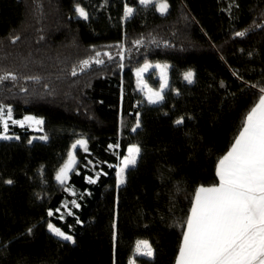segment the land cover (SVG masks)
<instances>
[{"label": "trees", "instance_id": "1", "mask_svg": "<svg viewBox=\"0 0 264 264\" xmlns=\"http://www.w3.org/2000/svg\"><path fill=\"white\" fill-rule=\"evenodd\" d=\"M163 1L162 14L140 0H0V74L16 76L0 83V104L15 120H44L38 134L10 124L13 138L0 139V264H175L197 188L219 183L218 161L264 87V0ZM96 52L104 63L94 62ZM146 60L169 64L165 94L183 102L182 112L150 103L138 88ZM155 74L146 79L158 88ZM81 137L87 151L75 149L61 185L56 174ZM132 144L141 153L118 186ZM139 240L153 256L136 254Z\"/></svg>", "mask_w": 264, "mask_h": 264}, {"label": "snow or ice", "instance_id": "2", "mask_svg": "<svg viewBox=\"0 0 264 264\" xmlns=\"http://www.w3.org/2000/svg\"><path fill=\"white\" fill-rule=\"evenodd\" d=\"M151 2L152 0H140L143 5ZM167 8L166 2L158 5V10L162 14L167 11ZM75 12L79 17L88 19V13L83 7L76 5ZM132 13L131 7L125 8V17ZM235 35L243 37L245 32H236ZM135 43L140 44L141 41L137 40ZM104 55L109 54L104 53ZM100 56V52L95 53L96 64L104 63L102 59H99ZM88 64L89 60L81 62L83 67ZM148 67L149 65L146 64L143 69L138 70L137 76L139 77ZM72 74H76L75 70ZM193 78V71L184 73V79L189 83L193 81ZM9 79L15 80L16 76L10 72L0 74V83ZM165 86L166 80L160 86L161 91L148 90L147 98L150 103H157L163 99L161 92ZM259 92L258 102L247 112L241 130L235 137L230 150L218 161L216 168L218 185L200 186L195 193L190 215L185 221L186 230L182 235V243L175 264H264V87H260ZM9 122L21 127L25 124L34 125L41 130L44 124L43 119L35 116H25L22 120H15L12 118V108L0 104V125L3 126L4 133L8 131ZM175 123L182 124L183 118L176 120ZM136 127H140L139 119H137ZM12 138L7 134L0 135V139ZM15 138L19 139V137ZM39 139L47 140V136H41ZM78 145L87 151L86 140H77L72 145V149H76ZM140 153L141 148L138 145H132L127 149V155L121 160L116 173L118 186L126 182L125 172L129 167L137 164ZM75 164V155L70 151L67 162L59 169L55 177L61 185L66 184ZM98 177L99 174L97 179ZM86 179L89 183L96 182V179L91 177ZM5 183L12 184L13 181L9 179ZM65 191H71V189L65 188ZM72 194L75 195L74 192ZM71 203L75 208L80 207L75 200ZM63 207L67 208L68 205L64 204ZM56 211L59 212L60 209ZM48 215L52 216L53 212L50 210ZM68 215H72L70 210ZM63 218L61 215L60 219ZM77 223H80L78 219ZM47 228L60 239L75 243L72 235L65 233L51 222L47 224ZM27 231L30 234L32 228H28ZM113 240L115 241V234ZM136 250L137 253L148 257L153 255V250L146 241L138 242ZM113 264H115V258Z\"/></svg>", "mask_w": 264, "mask_h": 264}, {"label": "rangeland", "instance_id": "3", "mask_svg": "<svg viewBox=\"0 0 264 264\" xmlns=\"http://www.w3.org/2000/svg\"><path fill=\"white\" fill-rule=\"evenodd\" d=\"M153 2H155L156 4H157V6L159 5V3H161V2H165V1H163V0H152V2L151 3H153ZM129 7V6H128ZM132 8V7H131ZM133 9V8H132ZM149 65V67L147 68V70L146 71H143V72H141V74H140V76L138 77L137 76V71L138 70H140V69H143L144 68V66L145 65ZM156 65H160V67H156ZM166 66V67H165ZM169 64L168 63H164V62H154V61H150V60H146L140 67H138L137 69H136V77H137V86H138V88L144 93V95H145V97L147 98L148 97V90L149 89H151L152 91H161V84L162 83H164L165 82V80H166V86L163 88V90H162V92H161V94H162V96H163V99L162 100H160V101H158L157 103H159V104H161L162 105V107H163V109L165 110V111H167V112H182L183 110H184V107H183V102L182 101H180L179 99H177L176 97H174V96H169V95H166L165 94V90L167 89V87H168V84H169ZM152 69H155L156 70V76H158L159 78H160V86L158 87V88H154V87H152L151 85H150V83L147 81V79H146V75H147V73H149ZM189 71V70H188ZM162 73H163V75H162ZM193 80H194V78H193ZM148 99V98H147ZM189 112L191 113L190 115H189V120H191V122L192 121H196V117H195V114H194V112H193V109H190L189 110ZM25 116H35V115H33V114H27V115H25ZM24 116V117H25ZM36 118H39V119H42L41 117H38V116H35ZM13 118V117H12ZM14 119V118H13ZM10 124H12L11 122H9V125ZM24 126H26V127H28V129L29 130H32V131H34V132H41V128H38V127H36V126H28L27 124H25ZM43 126V125H42ZM3 134H7V135H9V136H11L12 137V134L9 132V127H8V131H7V133H4V131L0 134V135H3ZM38 134V133H37ZM79 139H84L85 140V138H83V137H81V138H78L77 140H79ZM76 140V141H77ZM75 141V142H76ZM74 142V143H75ZM133 145H135V144H133ZM79 146V145H78ZM77 146V147H78ZM132 146V145H131ZM76 147V148H77ZM70 151H72L73 153H74V155H75V149H70ZM127 155V154H126ZM75 158H76V156H75ZM67 160H68V158H67ZM67 160H66V162H67ZM65 162V163H66ZM64 163V164H65ZM63 164V165H64ZM70 174V173H69ZM125 177H126V172H125ZM52 223V222H51ZM53 224V223H52ZM54 225V224H53ZM141 242V241H140ZM149 244V243H148ZM136 247H137V245H136ZM137 251V250H136ZM142 251H143V249H142ZM132 262H134L133 264H135V260L134 259H132ZM95 264H100L99 262H97V263H95Z\"/></svg>", "mask_w": 264, "mask_h": 264}, {"label": "crops", "instance_id": "4", "mask_svg": "<svg viewBox=\"0 0 264 264\" xmlns=\"http://www.w3.org/2000/svg\"><path fill=\"white\" fill-rule=\"evenodd\" d=\"M132 145H133V144H132ZM130 146H131V145H130ZM130 146H129V147H130ZM229 150H230V149H229ZM226 154H227V153H226ZM226 154H225V155H226ZM216 185H218V184H216ZM201 186L209 187V186H213V185H201ZM199 187H200V186H199ZM199 187H198V188H199ZM198 188H197V189H198ZM196 191H197V190H196ZM193 202H194V201H193ZM140 241H146V240H139L138 242H140ZM138 242H137V244H138ZM146 242H148V241H146ZM148 243H149V242H148ZM137 244H136V245H137ZM149 245H150V244H149ZM150 246H151V245H150ZM151 248H152V247H151ZM152 250H153V249H152ZM136 254H139V253H137V251H136ZM139 255H142V254H139ZM152 256H153V255H152ZM99 263H100V264H103L102 261H100ZM133 263H134V262H132V260H131L130 264H133ZM135 264H138V263H136V261H135Z\"/></svg>", "mask_w": 264, "mask_h": 264}]
</instances>
